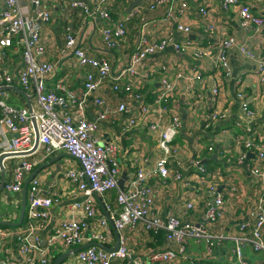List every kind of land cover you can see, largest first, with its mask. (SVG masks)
<instances>
[{
	"label": "built area",
	"instance_id": "1",
	"mask_svg": "<svg viewBox=\"0 0 264 264\" xmlns=\"http://www.w3.org/2000/svg\"><path fill=\"white\" fill-rule=\"evenodd\" d=\"M174 0H154L148 5L149 10H156L158 6L165 5ZM198 1V0H192ZM33 8L21 3L20 0H4V10L0 15V87L10 86L18 79L23 89L34 100L32 107H19L0 98V154L2 153H27L36 152V131L39 134V145H43L48 152L64 151L78 159L82 169L68 170L66 176L70 178L85 195L83 201L73 204L74 210H82L83 214L78 219L63 221L54 234L46 240L42 236V229L50 216V209L59 201L56 194L45 195L40 186V180L31 179L28 187L27 208L24 223L17 231L16 241L19 256L10 258L11 247L7 246L6 235L0 234V264H51V246L61 242L66 248L80 247L86 240L90 243L100 242L108 246L112 245L114 238L112 227L105 216H98L95 193L103 196L110 191L117 192V210L112 211V219L116 230L135 228L141 225L147 232H164L168 242H173L175 248L157 249L150 259L136 256L131 250L126 237L120 236V245L115 251H108L96 245L89 246L75 254L71 264H157L159 261L172 262L178 257H187V245L190 240L204 241L206 250L212 254L217 242H234L233 253L236 259L234 264H249L244 257L246 246H252L255 251L264 254V133L260 132L256 125V110L251 106L244 90L239 89L237 97L243 112V120H237L236 126L240 127V133L236 137V143L243 148L239 157V163H247L249 152L257 156L258 162L248 165L251 178L261 184V194L255 202L250 216L251 222L243 221L239 224V231L234 235L224 232L215 234L210 226L220 221L225 216V195L217 185L209 183L206 189V208L204 222L193 224L184 221L173 212L166 216L155 210V192L149 185V179L158 175L163 179L171 178L173 181L186 183L183 173L179 170L172 171L171 162L175 155L179 154L175 140L182 126L181 117L178 114L169 115L170 99L174 95L177 84L169 78L168 67L163 66V77L160 79V92L155 96V101L144 100L141 90L144 83L152 77L144 69L146 61L151 55L164 51L170 44L177 54L187 53L196 58H205L210 51L200 43L191 39L181 42L174 41L168 34L163 38H148L147 28L155 21L141 19L140 29L142 34L134 44L129 64L121 73L115 74L113 65L107 58H98L88 53L78 44V38L70 27L65 31V44L61 49L62 54L72 51L79 64L87 68L84 80V92L79 94L74 90L61 88L55 91L47 87V79L56 69V64L44 59L45 46L42 42L41 23L52 21V11L42 0H30ZM109 0H72L70 7L81 10L87 16L100 15L109 22L101 29L102 43L106 49L112 50L126 40L129 33L128 20L133 13H142L141 5L135 6L129 15L113 19L108 8ZM225 9L238 7L241 26L245 30L256 33L264 31V16L257 13L256 0H221ZM189 1H182L174 10V4L170 6L163 21L174 24L176 30L188 35L192 27L186 21ZM257 12H255V10ZM199 11L203 15L209 12L207 5H200ZM264 10H262L263 12ZM143 14V13H142ZM174 19V21L172 20ZM41 22V23H40ZM207 31H214V24H209ZM22 49L23 67L17 77L13 73L2 68L3 59L7 56V50L11 48L15 39ZM214 52V65L225 77L232 75L230 52L238 48L239 52L247 59H256L254 52L245 44L239 43L233 36L220 38L211 44ZM258 72L261 81L264 82V59L258 60ZM182 77L178 74L177 78ZM105 82H111V90L114 93L124 94L126 99L118 106H111L106 99L96 95L89 101L91 94L96 93ZM215 95H221L219 87L213 90ZM138 105L139 117L133 115L134 102ZM197 104V102H194ZM99 107L96 120H91L86 115L88 106ZM154 107L159 114L154 116ZM118 113H128L127 126L124 130L143 121L148 125V130L157 134L160 155L156 159L154 167L148 171L143 167L125 182L123 188L119 186L121 178V166L118 160L120 142L117 139L102 142L100 137V122L110 120L114 122ZM220 112L209 114V120L218 121ZM12 135V136H11ZM213 145L208 147L213 150ZM8 159V158H7ZM5 161V160H4ZM39 162L22 161L14 168L13 181L5 184V189L13 193H21L25 182L32 173L33 167ZM202 173L207 168L197 161ZM5 166V163H4ZM231 191L236 193L235 187ZM95 196V197H94ZM188 209H193L192 202L187 203ZM98 218V221L94 219ZM113 247V246H109ZM1 251L7 258L1 257ZM192 264H200L193 260Z\"/></svg>",
	"mask_w": 264,
	"mask_h": 264
},
{
	"label": "crops",
	"instance_id": "2",
	"mask_svg": "<svg viewBox=\"0 0 264 264\" xmlns=\"http://www.w3.org/2000/svg\"><path fill=\"white\" fill-rule=\"evenodd\" d=\"M20 1L23 5L28 6L29 10L33 8L30 0ZM71 1L42 0L52 11V21L40 22L42 42L45 46L44 59L56 64V69L48 76L47 87L58 92L61 91V88H65L79 94L83 93L85 75L88 71L87 68L79 64L72 51L67 54L61 53L65 44L67 27L73 29L78 38V44L88 53L98 58L109 59L115 74L121 73L123 68L129 64L134 44L142 34L140 26L143 16L149 21H155L150 28H147L148 38H163L170 34L174 41L181 42L191 39L196 43L208 46L210 55L205 58H196L187 53L177 54L173 45L170 44L164 51L151 55L146 61L144 70L151 73L152 77L145 81L144 88L141 90L145 101H155V96L160 92V79L164 73L163 66L168 67L169 78L173 81L176 79L177 88L170 99L168 114H178L181 117L182 126L175 140L179 154L173 157L170 165L172 171H181L187 182L186 184L173 181L171 178L163 179L155 175L149 179V185L155 192L154 207L158 213L166 216L169 212H173L184 221L193 224L204 222L207 186L209 183L217 185L225 195V216L220 221L213 223L210 230L215 234L219 232L230 236L237 234L241 222L252 221L250 212L261 194V184L251 178L248 170V165L258 162L257 156L249 152L247 163L238 162L243 148L236 143V137L241 129L236 126V121L244 119L240 100L237 97L238 81L241 80L240 88L244 90L247 99L251 101V106L257 112L258 130L264 133V82L261 81L258 72V60L264 59V31L256 33L252 30H245L240 23L238 7L227 10L223 7L221 0H174L158 6L154 11L148 9L149 3L154 0H141L143 14L133 13V17L128 20V37L118 48L109 50L104 47L101 38V29L109 22L100 15L87 16L81 10L72 9ZM182 1H189L190 4L186 21L191 25L192 31L188 35L176 30L174 24H167L162 20L171 5L174 4V10L177 11V5ZM134 2L136 0H109L108 8L113 19L129 15V8ZM200 5L208 6L207 15L200 13ZM4 6V0H0V15ZM257 8L259 12L254 9L255 12L264 16V11L262 12L264 0H256ZM172 20L174 21V19ZM209 24H214L212 33L207 31ZM228 36H233L239 43L248 46L254 52L256 59H247L239 52L238 48L232 49L230 52L232 75L225 77L215 67L212 55L214 49L210 47L213 42ZM16 40L17 38L14 45L7 50V56L1 65L5 71L11 72L17 77L24 63L21 55L22 49L17 45ZM178 74H182V77L177 78ZM110 85L111 82H105L101 89L90 95L89 101L98 95L106 99L111 106H118L121 101L127 99L124 94L114 93ZM216 87L220 88L221 95L214 94L213 90ZM0 88V98H4L12 105L29 107L28 99L23 94L26 91L17 78L12 85ZM127 100L129 101V98ZM31 102L34 104L32 97ZM132 102H134L133 115L139 117L138 105L142 102L134 100ZM97 110L99 107L88 106L87 117L96 120ZM214 111L221 113L218 121L209 120V114ZM152 113L157 116L159 110L154 107ZM130 117L128 113H118L114 122L101 121L99 132L102 142L114 139L120 142L117 155L121 166V178L123 174L127 176L125 182L139 167L150 171L160 155L157 134L150 132L145 122L141 121L128 128V131L124 130ZM210 145L214 147L212 151L208 150ZM25 160L31 162L38 160L39 163L33 167L32 172L42 164H47L38 171L35 177L40 180V186L45 195L56 194L59 198V201L51 207L50 216L42 229V236L46 240L54 234L63 221L78 219L83 214L82 210H74L73 204L83 201L85 195L66 176L70 169L80 171L82 164L67 152L60 150L48 152L43 145H39L34 154L5 159V184L13 181L14 168ZM198 160L207 168L206 173L199 170ZM1 179L0 170V183ZM233 187L237 189L236 193L231 191ZM22 195L23 191L13 193L6 190L4 186L0 192V221L13 224L19 221L23 204ZM116 196L117 192L113 190L100 198L106 208L110 206L114 211L117 210ZM95 200L98 206V216H105L108 219L97 197ZM189 202L194 204L193 209L187 208ZM108 212L112 218V212L110 210ZM94 221H98V218ZM22 224L18 226L0 224V234L6 235L5 239L8 242L6 247H11L9 256L12 259L19 256L16 233ZM111 229L114 243L112 245L108 242V246H114L117 240L113 227ZM119 235L126 237L134 254L144 259H150L157 249L176 247L173 242H168L165 236L160 240L155 239L141 225L119 231ZM88 244L90 242L86 240L81 246ZM234 245L232 241L221 240L217 242L213 253L209 254L204 241L199 242L192 239L187 245L188 258L178 257L172 262L159 261L156 263L192 264L193 260H198L200 264H234L236 262L233 253ZM51 248V264H54L61 254L71 250L60 241L54 243ZM76 253L70 255L62 264H71ZM1 257L7 258L5 251H1ZM244 257L249 264H264V254L255 251L252 246L245 247ZM115 264L120 263L115 262Z\"/></svg>",
	"mask_w": 264,
	"mask_h": 264
},
{
	"label": "water",
	"instance_id": "3",
	"mask_svg": "<svg viewBox=\"0 0 264 264\" xmlns=\"http://www.w3.org/2000/svg\"><path fill=\"white\" fill-rule=\"evenodd\" d=\"M140 2L141 0H136V2H134L131 7L129 8V11H131L136 5H140ZM1 89V88H0ZM23 94L27 97L28 99V106L29 108L32 107V104H31V97L23 92ZM39 146V134L38 132L36 131V140H35V147L34 149H37ZM32 152H27V153H22V154H19V153H2L0 154V170H1V183H0V192L2 191V189L4 188L5 186V183H6V180H5V173H6V168L4 166V160L7 159V158H11V157H16V156H27V155H30ZM52 161V160H51ZM47 164H42L41 166L37 167L32 173L31 175L29 176L28 180L25 182L24 184V187H23V204H22V207H21V210H20V216H19V221L15 224L13 223H10V222H5V221H0V224H6V225H20L22 224L23 220H24V217H25V213H26V208H27V195H28V185H29V182L31 181V179H33L35 177V175L38 173V171H40L42 168H44ZM127 176L126 174H123L122 178L119 179L118 183H119V186L120 188H123L124 186V182L126 180ZM95 196L97 197V199L99 200V203L102 207V209L104 210V212L106 213V216L108 217V220L111 224V226L113 227L115 233H116V236H117V240H116V243L113 247H109L103 243H100V242H92L88 245H83L81 247H77V248H73L71 250H68L67 252L61 254L54 262V264H62L70 255L84 249V248H87L89 246H93V245H96L100 248H103L105 250H108V251H115L118 249L119 245H120V235H119V232L115 229L114 227V223H113V219L111 218L109 212L107 211V208L105 207L104 203L102 202L100 196L95 193Z\"/></svg>",
	"mask_w": 264,
	"mask_h": 264
},
{
	"label": "trees",
	"instance_id": "4",
	"mask_svg": "<svg viewBox=\"0 0 264 264\" xmlns=\"http://www.w3.org/2000/svg\"><path fill=\"white\" fill-rule=\"evenodd\" d=\"M149 233H151V235L154 236L155 239L157 238V240L162 239V237L164 236V232H162V231H159L157 233L156 232H153V231H150Z\"/></svg>",
	"mask_w": 264,
	"mask_h": 264
}]
</instances>
